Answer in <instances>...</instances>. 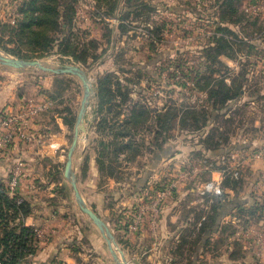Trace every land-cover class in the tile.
I'll list each match as a JSON object with an SVG mask.
<instances>
[{
    "label": "rangeland",
    "instance_id": "1",
    "mask_svg": "<svg viewBox=\"0 0 264 264\" xmlns=\"http://www.w3.org/2000/svg\"><path fill=\"white\" fill-rule=\"evenodd\" d=\"M30 1L0 0V11L8 8L7 12H0V54L90 69L89 78L94 95L97 78L112 74L114 77L109 78L128 90L123 100L125 102L119 108V120L124 119L134 103L148 104L152 116L166 108H176L178 119L169 130L170 140L165 149L183 148L188 154L186 165L203 164L205 156L219 160L223 153V146L219 150L208 151L199 144V147L192 145V140L199 138L191 139L190 136L200 135L201 129L206 136L210 133L215 134L216 138L228 135L230 146L247 145L238 150H249L248 154L264 145V0H233L230 10L224 9L227 0H32V6L37 8L40 4H47L53 11L48 15L45 12H31L30 16H35V19L29 24L30 19L21 18L18 10L20 7H29ZM115 3L118 11L114 13L111 9ZM54 11L57 13L56 19L52 15ZM40 16L47 17L49 21L44 22ZM17 20L29 25L20 28L14 23ZM37 22L42 24L37 25ZM217 24L227 31L217 30ZM153 25H161V34L156 42L147 37L149 27ZM220 37L230 47L229 51L222 52L231 56L213 50ZM16 70L0 64V84L6 83L8 90H22L17 113L26 110L30 99L34 102L52 101L55 104L51 109L28 119L25 130L34 136L35 141L38 139L35 136L39 135L44 142L64 131V141L60 147L62 151L59 150L61 156L55 159L41 157L39 161L41 165L51 167L48 177L56 181L60 177L56 167L61 168L62 173L73 136L75 124L68 125V120L73 123L76 118L82 98L81 82L76 77H70L72 75L60 74L51 83V78H54L51 73L36 68ZM203 76H208L210 80L207 81ZM220 80L226 84L233 83L234 86L243 84L246 94L227 101L217 113L210 114L213 109L207 99L206 84L210 81V85L215 86ZM14 82L15 85L12 84ZM123 92L127 93L126 90ZM54 113L58 114L59 125L53 121ZM89 113L84 117L85 131L80 132L73 156L76 170L81 166L84 156L88 160L89 153L94 155L98 167L97 150H101V146L94 128L96 137L94 135L90 142L87 155L83 149L87 129L91 126ZM36 117H41L39 121L43 122L33 132L29 126ZM203 117L208 120V125L197 130ZM150 127V132L146 133L149 134V140H153L156 130L153 123ZM108 138L106 142L110 140ZM176 139L178 142L175 143ZM112 147L110 145L109 149L103 150L104 153L108 152L103 159L105 174L99 167L98 171L106 177L126 179L130 165L146 150L140 148L138 156L129 160L124 154L115 156ZM17 160L15 166L19 165L21 175L23 162L19 158ZM232 163L231 159L230 165ZM109 173L115 175L110 176ZM193 175L192 181L198 184L210 179L209 171L202 169H197ZM166 178H163L164 185L177 180L173 176ZM39 180L46 181L40 177ZM190 180L188 178L185 182ZM58 193L61 197L66 195L62 189ZM69 195L74 199L72 191H69ZM210 198L199 193L202 205H206ZM226 229L233 231L230 226ZM191 231L192 226H186L182 230L181 241L168 247L174 260L170 264H177L175 260L181 258L184 259L183 264H187ZM183 238L187 240L186 243H182Z\"/></svg>",
    "mask_w": 264,
    "mask_h": 264
},
{
    "label": "crops",
    "instance_id": "2",
    "mask_svg": "<svg viewBox=\"0 0 264 264\" xmlns=\"http://www.w3.org/2000/svg\"><path fill=\"white\" fill-rule=\"evenodd\" d=\"M7 11L8 8H3L0 12ZM50 75L54 77L51 78L52 83L58 76ZM12 84L15 85V82ZM6 87V83L0 84V112L8 110L17 113L22 90L21 88L8 90ZM50 104L48 109L53 106L52 102ZM90 105L87 111L90 108L92 110L90 113L86 111L85 114L86 116L89 113L91 124L87 129L86 144L83 145L85 155L89 152L94 135L96 137L93 131L95 128L93 124L97 122V118L94 117L95 95ZM139 107L151 110L145 102L134 103L124 119L132 110ZM57 115V113L53 114V121L59 125ZM40 119L36 117L29 126L33 132L38 129L37 127H41L43 120L39 121ZM150 124L149 120L146 127L133 138L148 144L150 140L146 132H149ZM63 133L64 131H60L58 135H52L45 142L41 141V138L32 143L15 139L8 146L0 148V183L7 186L8 176L19 158L23 166L15 193L29 204L30 210L24 217L23 224L27 227L41 228L48 236L47 241L35 243V251L29 258L28 264H53L55 261L64 264H119L112 257L99 230L70 197L71 188L64 177V169L61 173V168L55 166L60 177L52 181L48 177L51 167L39 163L41 157L55 159L61 156L59 150L62 151L60 147L64 141ZM166 145L165 143L162 151L151 152L146 149L143 152L144 156L139 155L140 157L138 156V159L130 165L126 179H120L119 176L114 179L101 174L92 153H89L87 161L84 156L81 166L79 165L76 170L77 188L82 200L105 221L128 264L172 263L174 260L170 256L171 249L168 247L179 242L182 230L186 226H192L190 236L192 243L194 241L195 244L191 245L190 255L186 260L190 264H264V248L256 254L257 249L253 242L255 230L264 224V209L255 212V218L251 219L252 216H249L250 212L255 211L252 207L261 206L264 201V189L257 187L260 174L264 171L263 163L251 160L249 150L244 152L236 150L243 160L241 170L243 185L235 191L228 187L224 188L228 201L224 203L217 216L216 227L201 234L202 240L199 242L196 240L199 234L198 226L209 213L212 203L206 202V205L200 203L199 184L192 181V176L197 169L208 171L207 167L201 163L197 166L186 165L188 154L183 148L167 150ZM192 145L196 147L194 142ZM233 152L227 156L228 166ZM221 158L223 157L219 158L216 165H223L224 158L222 161ZM222 170L211 169L210 179L219 178ZM186 172L188 175H184ZM166 175L179 177V180L173 193L164 199L159 215L153 219L147 210L140 229L137 232H129L127 225L135 210L139 204H147L148 200L165 186L163 178H166ZM39 177L46 181L39 180ZM188 178H191L190 182H185ZM61 189L66 191L65 197L59 195L58 191ZM227 226L233 231H227L225 228ZM183 261L184 259L181 258L175 260V263L183 264Z\"/></svg>",
    "mask_w": 264,
    "mask_h": 264
},
{
    "label": "trees",
    "instance_id": "3",
    "mask_svg": "<svg viewBox=\"0 0 264 264\" xmlns=\"http://www.w3.org/2000/svg\"><path fill=\"white\" fill-rule=\"evenodd\" d=\"M32 2L33 1L31 0L29 7H20L18 10L21 18H24V20L30 19L29 24L31 23L32 19H35V16H30L31 12H45L48 15L50 14L49 12L53 11V9H50L47 4H40V6H37L36 8V6H32ZM233 2V0H227V2H225L224 9L227 8L228 10H230ZM116 5L117 4L115 3L113 9H111L114 11V13L115 11H118ZM52 15L54 16V19H56V11H54ZM40 17L43 19L44 22L49 21L47 17L45 18V16ZM14 23L20 28H27V26L29 25L19 20L15 21ZM41 24L42 23L37 22V25ZM54 26H56V23ZM216 28L217 30H220L222 32L227 31L226 28L221 27L219 24H217ZM160 34L161 25H153L152 28L151 26L149 27L147 37L151 41L156 42V39L160 37ZM216 44L217 46L213 49L214 51H216L217 53L231 56V54H225L227 52H222L226 50L229 51L230 49L224 38H218ZM109 77L112 78L114 76L112 74H109V76L105 74L102 78H97V81L95 83L96 111L94 117L97 118V122L94 125V129L96 130L98 136V144L101 146V150H97L96 162L102 173H104L103 169H106V167L104 166L103 159L105 158V153H108H104L103 150L109 149L110 145H113L111 151L115 156L119 154H124V156L126 155L129 160H131L136 155L138 156L140 148H144L145 150L147 149L149 151L151 150V152L155 150L161 151L165 143L167 144L170 140L169 130L171 129V127H173V124H175L178 119L176 117L175 112L176 108H166L162 112H158L157 114L152 116V110L139 107L137 109L132 110L127 118L120 121L118 119V116L120 114L119 108L125 102L123 100L126 98L128 90L126 87L120 85L117 82L115 84L113 80ZM202 78L207 79V81L210 80L208 76H203ZM216 84L215 86L210 85V81L206 84L205 90L208 95L207 99H209V105L213 109L210 114H213L214 112L217 113L219 111V108L224 106L227 101L235 99L239 96L241 97L246 94V87L243 88V84H236L234 86L233 83L226 84L222 80L217 81ZM198 85L199 83L197 82V86ZM124 90H126L127 93L123 92ZM119 96H121L122 98V100L120 99V101ZM49 97L51 99L53 98L51 97V95ZM52 104L55 105L54 102H52ZM149 120H152L151 124L153 123L156 130V135H153V140H150L148 144H144L143 141H136L133 138L134 135L143 130ZM207 123L208 120L203 117L202 123H200L196 129L199 130L202 127H206L208 125ZM70 124L71 126H73V124H75V120L73 123L72 120H68V125ZM150 125L148 128L149 132L151 128ZM199 133L200 135L197 134L190 136L191 139L194 137L199 138L198 140H192V142H197L196 147H199V144L201 145V147L204 146V148L208 151H215V149H218L220 146L224 147L223 153L221 154V157L224 158L223 165L215 164L218 159L214 160V158L210 159L206 156L205 158H203L202 163L207 167L208 171L214 168L226 170L228 166L226 161L227 156L232 152L230 149H234V151H236L245 147L244 144H235L230 146L231 144L228 141L229 136L226 134L221 135L219 138H216V135L213 133H210V135L206 136L205 132L202 129L199 130ZM35 137L40 139L39 135ZM107 137H109L108 139H110L108 142H106ZM190 138H188L187 136V139ZM108 175L112 176L115 174L109 173ZM241 182V177L238 179H234L231 176V172H227L225 173L222 188L224 189L228 187L235 191L238 187L241 186ZM212 201L214 202L210 206L209 213L198 226L199 234L196 239L197 241L202 240L201 234L203 235V233L207 230L216 227V220L218 218L217 216L220 214L224 203H226L228 200L226 198L225 193H223L221 196L213 198ZM252 208H254L255 211L250 212L249 216L255 217V212L264 209V201L261 206L257 205ZM29 211V204L20 195L16 193L11 194L8 187L0 183V264H20L21 261H23L28 254L34 253L35 246H33L32 244V228L24 226L23 224V219L25 216L28 215ZM180 241L181 240H179V242ZM186 242L187 240L184 241L183 238L182 243ZM190 244L192 246L195 245L194 241L193 243L192 241H190ZM188 264H190L189 261Z\"/></svg>",
    "mask_w": 264,
    "mask_h": 264
},
{
    "label": "built area",
    "instance_id": "4",
    "mask_svg": "<svg viewBox=\"0 0 264 264\" xmlns=\"http://www.w3.org/2000/svg\"><path fill=\"white\" fill-rule=\"evenodd\" d=\"M49 101H37L34 102L32 99L28 100L26 104V110L18 113H12L8 110H3L0 112V148L8 146L15 139L22 140L24 142L32 143L35 141L34 137L28 134L25 130V124L27 120L31 119L35 114L44 111L50 107ZM233 163L228 167L231 176L234 179L241 177V170L243 168V160L238 152L234 151L230 157ZM249 158L255 162H261L264 165V145L254 149L250 154ZM226 170H222L219 178L210 179L206 182L199 184L198 191L200 195H204L210 198L209 202L212 201L214 197L221 196L224 193L222 188L223 175H225ZM184 175H188L186 172ZM20 178V167L15 166V168L10 172L8 176L7 187L11 194H15L18 182ZM177 180L166 184L161 190H158L154 197L148 200L147 204H139L138 208L135 210L130 222L127 225V230L129 232H137L143 222V217L145 216L147 210L153 219H156L159 215L161 205L167 196H170L176 188ZM257 187L264 189V171L261 172L259 181L257 182ZM32 228V244L35 245L36 242H45L48 240V236L44 234L41 228ZM249 231V230H248ZM253 242L255 249H257L256 254L264 248V224L261 228L255 230V235L253 237ZM1 251V250H0ZM32 254H28L20 264H28L29 258ZM53 264H64L61 261H55Z\"/></svg>",
    "mask_w": 264,
    "mask_h": 264
},
{
    "label": "water",
    "instance_id": "5",
    "mask_svg": "<svg viewBox=\"0 0 264 264\" xmlns=\"http://www.w3.org/2000/svg\"><path fill=\"white\" fill-rule=\"evenodd\" d=\"M0 64L13 69L36 68L43 72L51 73L55 75H60V74L73 75L76 76L81 81L82 98L75 119V125H74L71 143L67 150L66 162H65L63 174L66 181L69 183L76 205L78 206L79 210L83 214H85L89 218V220L96 226L100 234L104 237L108 249L114 260H116L119 264H128L122 251L118 248L114 240V236L112 235L105 221L86 206L77 188L76 169L74 167L73 156L80 138V132L85 131V124L83 120L87 108L89 106L90 100L94 96V87L91 84L89 78L90 69L85 70L75 65L52 64L48 61L41 59L26 60L20 58H13L2 54H0Z\"/></svg>",
    "mask_w": 264,
    "mask_h": 264
}]
</instances>
